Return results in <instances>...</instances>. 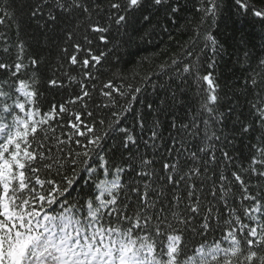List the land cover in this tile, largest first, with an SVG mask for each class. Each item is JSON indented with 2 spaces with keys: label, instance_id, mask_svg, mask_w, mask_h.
I'll use <instances>...</instances> for the list:
<instances>
[{
  "label": "trees",
  "instance_id": "16d2710c",
  "mask_svg": "<svg viewBox=\"0 0 264 264\" xmlns=\"http://www.w3.org/2000/svg\"><path fill=\"white\" fill-rule=\"evenodd\" d=\"M249 2L264 9V0ZM61 3L63 8L58 6ZM215 3L213 15L206 14L210 0H162L160 4L141 0L139 6H129L128 0H0V64L7 66L0 68V91L10 94L0 97V113L9 104L15 113L25 115L13 101L25 102L15 89L20 80L27 81L38 95L34 104L26 103L25 111L38 107L34 119L47 116L35 139L29 137V150L46 157L36 166L52 163L50 172L41 175L60 188L67 186L64 177L74 180L57 203L44 205L45 212L58 215L74 205L72 214L83 218L87 201L100 193L96 185L112 181L121 168L118 196L121 204L128 205L127 215L141 207L147 186L145 202L155 205L150 213L167 218L161 227L168 234H175L166 227L169 222L183 231L188 255L201 244L207 250L216 241L222 248L231 247V240L223 239L229 231L241 241V258L247 254L248 230L241 228L256 227L259 233V225L264 224V176L260 175L264 164H252L253 157L264 159L257 153V147L264 146V123L253 107L264 99V82L251 83L253 70L264 59V19L255 17L251 8L240 9L235 0ZM121 15L125 20L117 23ZM16 63L24 65L19 72ZM209 73L219 96L212 113L202 108L209 85L201 77ZM61 105L66 111H60ZM11 119L5 114V122ZM97 136L103 137L99 144H90ZM164 164L177 165L179 175ZM190 169L199 171L193 175ZM234 174L241 176L243 184ZM169 175L174 178L171 182ZM225 190H230L227 205L221 199ZM245 195L256 200H244ZM104 198L110 197L105 193ZM256 201L261 210L251 212L254 219H249L244 209L255 207ZM194 204L200 208L195 215L188 211ZM33 206L39 209L38 203ZM173 212L188 223L179 224ZM206 215L211 216L207 231L202 229ZM225 220L233 223L227 225ZM166 238L159 237L158 246ZM251 250L264 256V244H254Z\"/></svg>",
  "mask_w": 264,
  "mask_h": 264
},
{
  "label": "snow or ice",
  "instance_id": "6c2138e0",
  "mask_svg": "<svg viewBox=\"0 0 264 264\" xmlns=\"http://www.w3.org/2000/svg\"><path fill=\"white\" fill-rule=\"evenodd\" d=\"M161 2L162 0H155L156 4ZM140 3L141 0H128L129 6H139ZM210 3L211 7L206 10V14L214 15L217 5L215 0H210ZM235 3L244 11L251 8L255 17L264 19V9L255 8L249 0H235ZM58 6L63 8L64 4L61 3ZM76 6L79 7L78 4ZM111 7L119 9L120 5L112 4ZM84 10L87 11V8ZM124 20L125 17L121 15L116 22L120 23ZM2 22L3 20L0 19V23ZM94 31L103 32L106 29L95 28ZM103 38L102 36L101 39ZM209 39H212L213 44L216 43L214 38L209 37ZM245 56L247 57V53ZM93 59L99 60V57ZM72 62H76L75 57H72ZM32 63L36 64V61L33 60ZM5 67L7 66L0 64V68ZM23 67L24 65L21 63L15 65L17 72ZM188 70L186 67L185 71ZM12 75L15 76L16 72H13ZM201 79L209 85L207 89L209 94L202 108L212 113L219 101V96L216 94L218 85L212 79L211 73L204 75ZM258 82H264V59L259 61L258 70L254 69L251 76L253 85H257ZM18 84L19 86L15 90L22 93L26 100L19 102L17 99L13 101V104L25 115L21 116L15 113L13 105L9 104H4L3 113H0V264H245V262L252 264L254 260H258L259 264H264V256H258L256 251L251 250V246L254 244H264V224L259 225V233L256 227L248 228L247 225H244L241 228V231L245 228L248 230L245 242L249 246L247 254L242 258L241 241L237 239L234 231H229L223 237L224 240H231V247L222 248L220 241H216L208 246L207 250H205V245L201 244L195 252L188 255L185 251L183 231L173 228L169 222L166 227L175 234H168L161 227L167 218L161 219L159 214L154 217L150 213L149 210L155 205L145 202L149 197L147 186L140 197L141 207L134 215H127L124 210L128 205L121 204L118 196V191L121 188L119 173L123 171L121 168L115 170L116 176L112 181L101 180L96 185L100 189V193L87 201V214L83 218L72 214L74 205L64 207V210L58 215H50L45 212L44 205L47 204L51 207L57 203L59 195L67 192L74 180L64 177L67 186L60 188L55 180L42 178L41 173L50 172L53 164L43 163L41 166H36L38 160L42 162L46 157L43 152L29 150L31 148L29 137L35 139L40 126L47 123V116L41 120L34 119L39 115L38 107L35 110L25 111L26 103L34 104L38 93L35 90H30L27 81L20 80ZM9 95L7 92L0 91V97ZM84 95L87 96L89 93L85 92ZM105 95H109V93H105ZM253 107L258 113L260 121L264 123V99H261L259 106L253 104ZM55 110L56 108L53 106L52 111ZM60 111H66V108L61 105ZM5 114L12 117L11 122H5ZM76 119L79 120V115ZM73 127L79 129L77 124H73ZM87 131L92 132L93 129L88 128ZM78 134L85 135L84 132H78ZM102 138L97 136L89 143L99 144ZM128 139L132 140V137L129 136ZM200 151H206V149L202 148ZM257 153L260 157H264V146L257 147ZM83 155L88 156V152L85 151ZM195 155L196 153H192L193 157ZM224 155L227 156V153ZM47 159H51V157ZM54 163H59V161H54ZM144 163L149 164L151 161H144ZM257 163L264 164V159L257 160L256 157H253L252 164ZM164 167L172 168L177 172V175L180 173L177 165L164 164ZM198 171L199 169H190L189 173L195 175ZM252 171L255 172L256 169L252 168ZM189 173H185L184 176ZM234 175L235 180L243 184L241 176ZM260 175L264 176V172H261ZM184 176H180V180H183ZM167 179L171 182L174 178L169 175ZM221 179L223 180L225 177L221 176ZM180 180L175 182L178 184ZM45 185L50 187L42 192ZM229 191L225 190V194L221 196L226 205L228 202L225 196ZM105 193L110 197L109 199L104 198ZM189 195L191 196L193 193L190 192ZM213 195H215L214 192ZM243 198L244 200H256L255 197L247 195ZM35 203L39 204V209L33 206ZM64 204H67L66 200ZM104 209H109V211L106 213L103 211ZM260 210L259 201H256V206L244 209L243 214L249 216V219H254L249 214ZM164 211L165 209H160L161 213ZM188 211L195 215L200 211L199 205L190 206ZM235 211L234 208L230 210L232 213ZM211 212L212 209L209 208L208 213ZM41 213H43L42 217ZM172 216L179 224L188 223L187 219L175 212L172 213ZM154 218L158 221L156 224L152 223ZM208 219H211L210 215H206L205 223L202 225V229L205 231L210 227ZM239 220L240 217L237 216L235 221L239 222ZM123 222H127L128 226H123ZM224 223L231 225L233 221L225 220ZM137 230L139 231L137 232ZM153 231L155 236L152 235ZM163 235L167 237L166 242H161L158 246L157 239Z\"/></svg>",
  "mask_w": 264,
  "mask_h": 264
}]
</instances>
